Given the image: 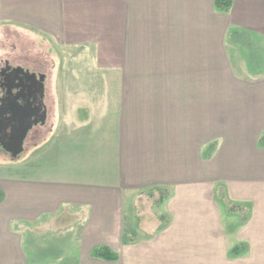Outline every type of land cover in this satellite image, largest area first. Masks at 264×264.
Here are the masks:
<instances>
[{
	"label": "crops",
	"instance_id": "obj_1",
	"mask_svg": "<svg viewBox=\"0 0 264 264\" xmlns=\"http://www.w3.org/2000/svg\"><path fill=\"white\" fill-rule=\"evenodd\" d=\"M13 33L76 73L22 63L45 120L0 155V264H264V0H0ZM64 231L79 259L47 260Z\"/></svg>",
	"mask_w": 264,
	"mask_h": 264
},
{
	"label": "flooded vegetation",
	"instance_id": "obj_2",
	"mask_svg": "<svg viewBox=\"0 0 264 264\" xmlns=\"http://www.w3.org/2000/svg\"><path fill=\"white\" fill-rule=\"evenodd\" d=\"M40 76H43V73L30 67L14 64L8 60L1 61L0 147L2 150L11 146L30 121H38L31 130L42 124L40 119L44 112L45 79L41 82ZM28 116H31L29 120Z\"/></svg>",
	"mask_w": 264,
	"mask_h": 264
},
{
	"label": "rangeland",
	"instance_id": "obj_3",
	"mask_svg": "<svg viewBox=\"0 0 264 264\" xmlns=\"http://www.w3.org/2000/svg\"><path fill=\"white\" fill-rule=\"evenodd\" d=\"M4 41H11L13 40V52L8 49V46L1 42L0 43V58L3 57L5 58V55L9 57H13L10 59V61L14 64H22L25 63L31 67H35L38 70H43L45 72L50 73L52 75V78L54 80H60L62 76H68L70 73H74L75 67L70 65L69 63L66 62L69 61L68 59L70 58V53L64 52L63 54L58 53L59 57L62 59V63L64 65H58L54 60V66H50L48 63V57L50 56L49 52H51V49L48 51V45H46L44 42H40L38 39L31 37V35H23L19 33H13V34H3L1 37ZM241 46L243 48V52L249 57V62H251V65L253 68H257L258 66H261V64H264V48L262 49V46L257 44L256 41L251 43H244L242 42ZM260 49H257V48ZM257 50V51H256ZM259 50V51H258ZM262 50V51H261ZM263 52V54H262ZM255 53H258L255 55ZM30 57V58H29ZM57 57V56H56ZM33 58V59H32ZM68 58V59H66ZM36 60L34 63H29L33 62L32 60ZM253 59V61H252ZM261 59V61H260ZM260 61V63H259ZM52 67V68H51ZM80 68V67H79ZM80 72V70H78ZM82 72V71H81ZM76 73V71H75ZM60 76V77H59ZM59 78V79H58ZM25 150L17 155L14 159L19 160ZM5 151L2 150L0 147V155L5 156ZM7 159H10L11 157L6 156ZM13 159V158H11ZM70 234L69 232L64 231L63 232V242L61 245H59L58 248L55 250H52V242H53V237L46 238L44 240V246H45V256L47 260H51V258H54L60 254V258L62 262H69L76 258L75 255H80L78 249L70 243ZM61 247V248H60Z\"/></svg>",
	"mask_w": 264,
	"mask_h": 264
},
{
	"label": "trees",
	"instance_id": "obj_4",
	"mask_svg": "<svg viewBox=\"0 0 264 264\" xmlns=\"http://www.w3.org/2000/svg\"><path fill=\"white\" fill-rule=\"evenodd\" d=\"M231 3L232 0H214L215 8L222 12H227L230 9ZM260 140L264 142V134L261 136ZM246 249L247 246L243 243L235 245L229 250L228 256L231 258L236 257L238 255H241L244 251H246ZM92 256L109 261L117 259L116 253H114L111 249L106 246L95 247L92 250Z\"/></svg>",
	"mask_w": 264,
	"mask_h": 264
},
{
	"label": "water",
	"instance_id": "obj_5",
	"mask_svg": "<svg viewBox=\"0 0 264 264\" xmlns=\"http://www.w3.org/2000/svg\"><path fill=\"white\" fill-rule=\"evenodd\" d=\"M41 82L44 80V76H40ZM31 116H28L27 119L29 120ZM45 120V112H43L42 118L40 119V123H43ZM38 121L29 122L28 125H26L23 133L18 136L14 142L11 144V146L5 147V151H7L11 158H15L17 155H19L23 151V142L25 137L27 136V133L29 130H31L32 126L36 125Z\"/></svg>",
	"mask_w": 264,
	"mask_h": 264
},
{
	"label": "bare ground",
	"instance_id": "obj_6",
	"mask_svg": "<svg viewBox=\"0 0 264 264\" xmlns=\"http://www.w3.org/2000/svg\"><path fill=\"white\" fill-rule=\"evenodd\" d=\"M26 138V137H25ZM25 140V139H24Z\"/></svg>",
	"mask_w": 264,
	"mask_h": 264
}]
</instances>
